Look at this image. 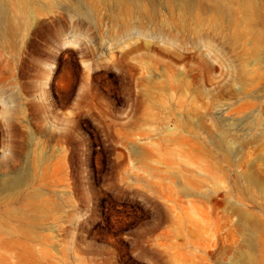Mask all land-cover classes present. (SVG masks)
I'll use <instances>...</instances> for the list:
<instances>
[{"label": "rangeland", "instance_id": "rangeland-1", "mask_svg": "<svg viewBox=\"0 0 264 264\" xmlns=\"http://www.w3.org/2000/svg\"><path fill=\"white\" fill-rule=\"evenodd\" d=\"M243 1L25 0L0 39V182L24 177L0 264H264V0Z\"/></svg>", "mask_w": 264, "mask_h": 264}, {"label": "bare ground", "instance_id": "bare-ground-1", "mask_svg": "<svg viewBox=\"0 0 264 264\" xmlns=\"http://www.w3.org/2000/svg\"><path fill=\"white\" fill-rule=\"evenodd\" d=\"M166 2L169 7H173L177 4L180 8H182L185 6L186 0H166ZM242 5L248 9H252L254 7L252 0H244ZM138 7L142 11L146 9L143 5H139ZM38 15L39 10L33 8L32 4L25 2V0H0V39L13 41L21 38L25 32L29 31L32 26V22ZM15 65L16 63L13 59H1L0 71L1 73H5L6 71L8 72L15 67ZM5 123L8 126L13 125L16 123V119L13 116L8 118L6 117ZM10 159L11 157L7 155L4 160H0V166L4 161L8 162ZM23 184L24 177L21 175L10 180L2 179L0 182V186L3 188L18 187ZM240 216L242 220L246 219V214L244 212H240Z\"/></svg>", "mask_w": 264, "mask_h": 264}]
</instances>
